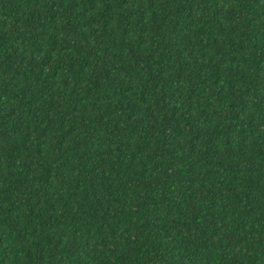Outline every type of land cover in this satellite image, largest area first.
Masks as SVG:
<instances>
[{
	"label": "trees",
	"instance_id": "trees-1",
	"mask_svg": "<svg viewBox=\"0 0 264 264\" xmlns=\"http://www.w3.org/2000/svg\"><path fill=\"white\" fill-rule=\"evenodd\" d=\"M0 264H264V0H0Z\"/></svg>",
	"mask_w": 264,
	"mask_h": 264
}]
</instances>
